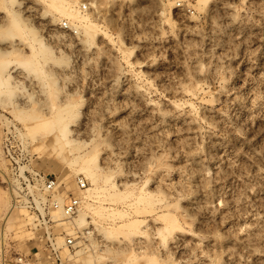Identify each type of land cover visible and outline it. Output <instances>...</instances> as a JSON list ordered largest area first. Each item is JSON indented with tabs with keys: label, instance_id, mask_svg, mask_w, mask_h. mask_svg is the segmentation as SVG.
Masks as SVG:
<instances>
[{
	"label": "rangeland",
	"instance_id": "rangeland-1",
	"mask_svg": "<svg viewBox=\"0 0 264 264\" xmlns=\"http://www.w3.org/2000/svg\"><path fill=\"white\" fill-rule=\"evenodd\" d=\"M65 4L91 19L88 36L58 14ZM0 53L12 126L0 119V264L34 254L47 230L17 203L6 136L24 173L66 194L87 180L95 224L50 227L58 244L82 234L77 264L110 258L108 246L119 264H264V0H0ZM127 221L147 236L119 233Z\"/></svg>",
	"mask_w": 264,
	"mask_h": 264
},
{
	"label": "built area",
	"instance_id": "built-area-1",
	"mask_svg": "<svg viewBox=\"0 0 264 264\" xmlns=\"http://www.w3.org/2000/svg\"><path fill=\"white\" fill-rule=\"evenodd\" d=\"M188 6L187 1L177 4V8L182 10H186ZM82 13L89 15V10L82 7ZM63 27L67 29L66 25ZM12 142L13 138L6 136L2 144L12 167L14 187L20 195L17 203L25 207L38 228L42 226L49 230H44L46 241L41 248L27 257L15 258L12 264H77L76 250L82 247H77L79 244L76 243L75 237L82 234L64 233L63 241L58 244L50 227L56 223L72 224L79 216L84 213L90 214L95 209V206L91 205L94 199L88 195L90 190L87 180L84 177H78L76 179L77 193L66 194L63 191L64 188L61 189L54 179L46 178L41 173H24L18 166V160L10 153ZM55 213L56 215L59 213L60 219L54 218Z\"/></svg>",
	"mask_w": 264,
	"mask_h": 264
},
{
	"label": "bare ground",
	"instance_id": "bare-ground-1",
	"mask_svg": "<svg viewBox=\"0 0 264 264\" xmlns=\"http://www.w3.org/2000/svg\"><path fill=\"white\" fill-rule=\"evenodd\" d=\"M197 1V6L198 8L200 9L202 6H204L207 2V0H196ZM73 4H77L76 1L73 2ZM90 7H94V5L92 3L89 4ZM58 14L60 16H63V17H66L68 19H72L78 23H86V27H84L82 30H83V33L84 35L88 36L89 35V30L92 29L93 27V22L91 21L90 18H82L79 16L77 10H75L73 8L72 5L70 4H65L64 6H62L59 10H58ZM15 22V21H14ZM74 30L76 32V34H80L79 33V29L77 27H74ZM44 50H46L44 48ZM15 54H18V51L15 52ZM0 57H3V55L0 53ZM22 66H25V67H30V62L29 61H26V62H23L21 63ZM10 67V63L9 62H5V61H1L0 62V88L1 87H4L5 85H7L10 81H11V77H10V70L8 71ZM8 91H6L5 93H7ZM4 93V92H3ZM7 100L2 96V92H0V107H3L5 102ZM37 115V114H35ZM33 115L32 119H30L32 122H35L36 121V116ZM60 115V116H59ZM59 116V121H62L63 119V116H61V114H58ZM0 119H2L6 125H10V122L0 114ZM12 127V126H11ZM35 127H32L29 129V132L31 133L32 130H34ZM71 134V132L67 129V127H62L59 129V136L56 137V142H60V141H65L69 135ZM70 144H73V141L71 142H68ZM67 143V144H68ZM82 149L81 146L78 147H74V151H78ZM87 158H83L82 159V164H83V167L85 168L83 171L84 173L87 175L86 178L88 179H91V178H96L100 171V169L95 165L96 164V158H95V148L91 149L90 152H88L87 154ZM94 163V166H92ZM88 179V180H89ZM103 190L101 188H96L94 190L95 194L98 195V194H101ZM96 214V213H95ZM55 217L54 218H58L60 219V215L59 213L56 215H54ZM91 219V221H90ZM60 221V220H58ZM166 222V221H165ZM91 224H95L93 218H87L83 215L79 216V218L73 222L72 224H69L70 228H74V229H77V230H81L84 226H89ZM141 224L142 222H138V221H127L125 222L124 225L120 226V230H119V233H127V234H133L135 232H140V235H145L147 236V230L145 231L144 230V227L141 228ZM61 225H68V224H62ZM166 225L167 226H170V227H173L174 226V222L173 221H167L166 222ZM150 226V224L146 225V229ZM98 231V234L100 235V237L103 239V240H109L110 238L113 237V234L108 232L106 229L104 228H101V227H98L97 229ZM155 237H159V232L157 231V233H155ZM2 242V241H1ZM92 244V243H91ZM108 250L109 252L111 253V257L108 258V259H104V258H99L98 259V264H119L117 262V260H115V256L119 254V252L114 249L113 247H110L108 246ZM170 252L169 254H167V256H172L173 253L176 251V248H169ZM79 252H77L75 255H78ZM74 258V256H73ZM149 260H142V259H133L131 260L129 263L127 264H149ZM94 264V263H93Z\"/></svg>",
	"mask_w": 264,
	"mask_h": 264
}]
</instances>
